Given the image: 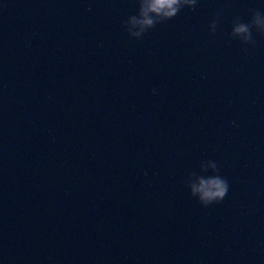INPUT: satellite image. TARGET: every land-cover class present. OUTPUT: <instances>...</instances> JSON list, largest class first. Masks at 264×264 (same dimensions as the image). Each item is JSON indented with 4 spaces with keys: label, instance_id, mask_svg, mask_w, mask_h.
Returning <instances> with one entry per match:
<instances>
[{
    "label": "water",
    "instance_id": "water-1",
    "mask_svg": "<svg viewBox=\"0 0 264 264\" xmlns=\"http://www.w3.org/2000/svg\"><path fill=\"white\" fill-rule=\"evenodd\" d=\"M136 10L0 0V264H264V37L228 35L264 0L141 39ZM205 159L229 181L206 208L181 183Z\"/></svg>",
    "mask_w": 264,
    "mask_h": 264
},
{
    "label": "clouds",
    "instance_id": "clouds-1",
    "mask_svg": "<svg viewBox=\"0 0 264 264\" xmlns=\"http://www.w3.org/2000/svg\"><path fill=\"white\" fill-rule=\"evenodd\" d=\"M137 10L122 20L127 34L136 39H141L146 32L157 24L164 23L174 18L183 8L195 9L198 0H136ZM220 13L209 24V34L215 35ZM264 37V13L252 10L251 17L244 22L240 17H235L228 33L231 39L239 40L242 45H255L256 39L253 32ZM247 52V47L243 48ZM153 93L157 90L154 88ZM234 123V122H233ZM181 183L187 187L191 197H194L202 207H209L224 200L229 191V181L220 174L218 163L214 159L201 160L198 170H190L182 178Z\"/></svg>",
    "mask_w": 264,
    "mask_h": 264
}]
</instances>
